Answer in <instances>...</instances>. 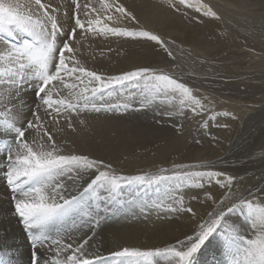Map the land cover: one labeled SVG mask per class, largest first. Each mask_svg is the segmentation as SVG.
Instances as JSON below:
<instances>
[{
  "label": "snow or ice",
  "instance_id": "snow-or-ice-1",
  "mask_svg": "<svg viewBox=\"0 0 264 264\" xmlns=\"http://www.w3.org/2000/svg\"><path fill=\"white\" fill-rule=\"evenodd\" d=\"M74 6L71 17L74 24L66 29L58 16L59 6L53 7L51 0H0V126L9 137L3 145L6 163L0 173L13 193V215L30 243V264H159L161 258L168 264H195L196 254L210 244L222 228L227 233L226 248L233 257L231 264H264V203L240 199L226 206L225 201L230 199L228 193L213 200L217 207L208 213L207 220L197 224L193 234L165 247H123L108 256H90L85 247L87 239L81 237L82 242L74 243L69 235L66 242L61 229L68 220L75 224L78 217L81 227L98 228L102 219L117 210L115 205L124 206L118 196L126 186L142 188L145 194L148 189L155 188L157 200L151 201V207L166 206L168 212L187 213L196 218L197 212L185 205L180 192L185 183L203 188L207 178L231 191L236 180L235 176L221 171L191 170L207 168L206 162L196 165L173 163L170 169L160 167L155 171L124 174L103 159L86 154H65L47 129L40 133L43 128L39 115L41 108L50 116L54 114V119L63 115L71 128L70 113H78L81 109L97 113L127 110L137 93L141 108L165 105L181 115L186 109L194 114L204 113L206 103H210L164 68L137 66L116 75H106L83 66L75 59L77 50L72 46L79 43L76 40L78 33L110 34L137 42H152L172 60L175 56L169 42L155 30L142 25L136 13L119 0H99L98 7L81 6L74 0ZM167 6L174 13H181L182 8L185 14L194 9L198 23L203 17L221 19L213 6L204 0L196 3L193 0H167ZM82 11L86 19H81ZM113 17L130 26H111ZM25 36L27 38H23ZM25 86L34 87L40 101L36 111L32 112L33 120H22L23 104L17 106ZM129 88L136 91H129L124 102L99 105L93 102L97 96L103 99L105 95L122 94ZM167 114L171 115V112ZM222 115L235 119L230 112ZM214 118L215 115L209 117ZM30 131H36L39 139H29ZM168 182H173L175 188H167L161 196L160 186ZM206 196L212 199L211 193ZM130 203L136 204L135 201ZM136 206L144 211L149 208V201L141 200ZM237 209L251 221L254 233L251 238L239 236L235 225H227L228 214ZM52 229L56 230V238L51 234Z\"/></svg>",
  "mask_w": 264,
  "mask_h": 264
},
{
  "label": "bare ground",
  "instance_id": "bare-ground-1",
  "mask_svg": "<svg viewBox=\"0 0 264 264\" xmlns=\"http://www.w3.org/2000/svg\"><path fill=\"white\" fill-rule=\"evenodd\" d=\"M232 1H237V0H232ZM45 2H48V0H45ZM67 2L69 3L68 0H51L53 7L59 6L58 16L63 26L66 29L68 28L71 19L70 16H68L69 4ZM158 3L159 1L157 2V5H153V4L150 5L148 3H142V2L135 3L134 1H130L128 5H130L132 11H134L136 15L139 17L141 24L159 33L162 36V38L165 39L166 42H169L171 48L176 49L182 53L189 52L191 54L190 51L192 52L194 51V53L197 54L201 53L200 55L202 54L211 55L219 51L218 49L220 47L219 42L217 40L214 41L208 40L205 37V33L208 32L209 34L217 33L219 30H221L223 25L221 26L219 22L211 21V20H208L206 22L203 21L204 24L202 25L189 24L185 20H182L178 15L174 14L173 11L164 9L161 5L159 6ZM162 5L164 6V4ZM231 6H233V3ZM65 13H67V15H65ZM110 23L111 26H122V27L127 26L126 23H121L115 17H113V21ZM23 38H27V37L25 36ZM173 41L174 43H171ZM73 48L77 50L75 53V59L79 60L83 66L106 75H116L123 71H129L133 67H137V66H152L157 68H166L170 70L174 67L172 65V62L168 59L167 54L154 43L137 42L136 40H133L131 38L117 37V36H112L110 34L108 36H103V35H96L93 33H87L86 37L83 39L81 38L78 44L73 43ZM254 58L252 59L254 60ZM263 61L260 64L262 70L259 69L260 71L255 70L252 72L253 75H255V73H258L257 76H254L253 79L251 78V76L246 78L245 72H243L245 74V76H242L243 79L240 78L239 81L234 80L228 83L226 81L218 80L217 79L218 77L215 78L214 80H212L213 79L212 77H210V79L198 78L199 83L203 85L202 87L204 89V93L208 91L207 93L211 94L210 97L213 96L218 99H223L225 101L224 107L228 106L227 108L230 107L231 109H235L236 111H238L236 113L237 114L239 113L240 115V120L242 124H239L236 129L237 132L235 134L237 135L236 136L237 138L235 137L236 138L235 142L233 143L232 146L228 145L230 149V154L223 159V163L222 161L221 163L220 161H218V164H220L218 166L219 168H222V165L228 162V159L230 157L235 158L236 156H238L239 160H243L244 162H246L245 164L243 163L244 164L243 168L237 166H235L234 168H229L226 165L224 170L228 172L230 175L247 173L248 169H252V171L258 170L256 174L259 175L263 173L261 169L264 167V157H259L257 159L259 161H252L251 154L255 149L253 148L249 151L251 141L250 143L248 142L249 144L247 143V145H245L246 140L248 141L253 136V134H256V132L254 130L252 131V129H256L258 127L257 131L260 132L261 134L263 132L264 134V124L263 127L259 129L260 124L264 122V103H262L264 101V62ZM181 67L184 66L182 65L179 68ZM245 67L246 66H244V71H245ZM249 69H251V66ZM198 70H204V69H198ZM240 70H242V68H240ZM188 77L189 76H187V78ZM244 77L246 78L245 79L246 81L244 80ZM204 81L210 83L209 86H212V88H208V85L207 87L204 86L206 85V82L204 83ZM188 82L190 83L191 81ZM32 83L34 84L35 81H33ZM241 86H244V90L241 89L242 88ZM226 88H230V90H233L235 94L232 95L230 93L232 97H223L220 93H222L221 92L222 89L226 90ZM23 90L24 88L21 90V101L17 102V106L20 107L22 103L23 104V107L21 108L22 115H25L26 119L28 120H33L34 117L32 116V112L36 111V104L40 103V101L39 98L35 96V90H32L31 92L28 91L29 89L26 91ZM65 94H67V90H65ZM259 94L261 95L260 98L255 97L254 99H252V97H254L255 95L258 96ZM232 98L233 99L236 98L238 99V101L235 100L236 102H234ZM112 100H115L114 96L105 95L103 99L97 96L93 102L97 103L98 105L100 103L110 104V101ZM218 107L219 106L217 103V108ZM155 112L157 111L153 110V108L138 109L135 112L132 110H128L126 116L127 114H131L132 116L129 115L130 117L129 116L126 117L123 115L118 116L120 114H116L117 115L116 116L115 114H113L114 116H116L114 117L111 116L110 113L109 115L106 116L104 115L98 118H96L95 115H92L95 116V119L88 118L87 120H85L82 114L87 113V115H89L93 112L91 111L84 112L83 109H81L78 113L74 112L69 114L71 118L70 122L72 124V127L69 128L68 120H66L63 115L54 119L53 118L54 114L53 116H50L45 112L43 108H41L39 111V115H40V122L42 123L43 128L40 129V133L43 134L44 130L47 129V131L53 136L58 147L63 149L65 154H69V153L86 154L92 158L103 159L106 163H111L114 167L130 173L139 172L142 170L151 171L149 170L150 168L156 170L158 168V167L156 168V165L159 163L167 164V163L183 162V161L191 162V161L204 160V159L208 160V158L217 157L224 154V152H226L225 148H223L222 144L218 141H216L217 145L215 143L216 145L214 146L215 148L213 147L214 150L211 149L213 150V152L212 151L209 152L210 148L206 146V143L205 145L202 146L201 144L199 146L193 142L190 143L188 141V137H189L188 128H186L185 131L183 130L184 132L178 134L175 130L171 129L169 126H165V125L159 126L154 124L155 123L154 120H158V119L159 121L161 120V118L154 119V117L158 115ZM79 116L81 117L82 120L80 119ZM83 120L85 121L82 124L81 121ZM232 132L234 131L232 130ZM30 134H33L34 135L33 137L39 139L36 131H30ZM224 139L225 138L223 139L221 138L220 140L224 141ZM254 142H257V140L256 141L254 140ZM261 142H264V140ZM141 150L144 151L141 153ZM3 161L6 163L5 154L3 153V155H1L0 153V162ZM236 163H234V165ZM258 163L261 164L259 165ZM193 165L196 164L194 163ZM255 176L256 175H254V177ZM253 180L254 179L252 177L242 179L241 180L242 190H239V192H237L236 194L233 193L229 194L230 200L229 201L226 200L225 205L229 206L230 203H234L236 200H240V199H254L257 202L264 203V196L262 195L263 192L262 187L259 190L249 189L248 191H246L247 187L251 186V184L253 183ZM260 181L261 180L258 181L255 180L256 183H259ZM206 193L214 194V198L212 197V199H208ZM125 194H126L125 197L127 199L126 202H124L125 209L121 214H118V219L114 222H110V223L108 222V225H106L107 223L106 224L103 223L105 225L101 226V229L99 228L100 230L98 229V232L95 236H93L91 233L88 232L86 233V235H88L89 237L88 238L89 245L88 246L86 245L89 249V251L87 250L88 254L90 253L91 250H93V253L95 252L93 255L98 254L101 256H108L111 252L120 250L123 247H141V248L165 247L168 244L173 243L176 239H183L185 235L193 234V231L196 230L197 228V224L202 220H207L208 213H210L215 208V204L213 203V200L220 198V195L217 192H214V188L212 186H209L208 188L204 186L203 188L200 189L187 187V189H185V191L182 192V195L184 196L185 205L193 207L197 212V217L192 218L187 213L168 212L165 210L166 206L165 208L151 207V201L156 200L157 193L154 194L149 193L148 195L138 191L137 188H131V189H125ZM4 195L7 196V191L4 185L2 184V181L0 180V215L2 216V218L5 215L8 216L10 213V207L5 202L6 199H3ZM128 196H132L133 199L128 198ZM193 196L197 197V199H192ZM141 200L149 201L148 209L141 211V209L137 207L135 204L130 203L132 201L139 203ZM242 216L243 215L241 214V212L237 210L232 213H229L227 218V225H235L238 233L244 228L247 229L248 227L244 226L245 224L241 222L243 221L241 219ZM8 221H10L9 217H8ZM8 223L11 226L10 230L11 229L14 230V224L11 221ZM15 232L16 231H14V233ZM245 233H247L248 236L252 237L254 234L252 227L249 228V231ZM17 236L18 235H16V237ZM83 236L85 237V235ZM98 239H100V242L98 241ZM220 240H218L217 237H213L212 242L207 246H205V248L207 247V249L204 248L202 250V252L205 251L204 252L205 255L203 259L205 261V264H213L215 263L214 261L215 259H218L219 264H231L230 260L227 259L226 257V253L228 251L226 248H224V244L220 242ZM12 253L15 254L14 252ZM159 264H168V261L161 258Z\"/></svg>",
  "mask_w": 264,
  "mask_h": 264
},
{
  "label": "rangeland",
  "instance_id": "rangeland-1",
  "mask_svg": "<svg viewBox=\"0 0 264 264\" xmlns=\"http://www.w3.org/2000/svg\"><path fill=\"white\" fill-rule=\"evenodd\" d=\"M68 1H69V3L67 2L69 4L68 16H70V18H71L72 15H73V12L75 11L74 0H68ZM130 1H134L135 3H139V2L140 3L141 2L142 3H148L150 5L151 4L157 5V2L159 1V3H158L159 6L161 5L164 9H167V10L171 11L168 8V6H167V0H145V1L144 0H119V2L125 3L126 7L128 6L127 8L132 11V9L130 8V5H128ZM78 2L80 3L81 6L86 5V4H92L93 6H97L98 7L99 0H78ZM193 2L196 3L197 0H193ZM204 2L205 3H209L210 5L213 6L214 10L217 11L218 14L220 15V17H221L220 20H216V19L210 18V17H203L202 18V22L198 23L197 20H196L197 14L195 13L194 9L193 10H189V11L187 10L186 14L184 13V9L183 8L181 10V13H174V12L173 13L178 15L182 20H185L189 24H200V25H202V24H204V22H206L208 20H211V21L219 22L221 24V26L223 25L221 30H219L217 33H214V34H209V32L205 33V37L208 40H210V41L217 40L219 42V44H220V47L218 48L219 51H217L216 53H213L211 55L210 54L209 55H207V54L206 55L205 54L200 55L201 53H198L199 54V56H198V54L194 53V51L193 52L190 51L191 54L189 52L188 53H184V52L182 53V52H180V51H178L176 49L171 48L170 45H169V48L172 50V52H173V54L175 56V60H172L170 57H168V59L172 62V65L174 67L171 70H173L172 72L177 77H179L181 80L183 79L182 80L183 82H186L191 88H193L195 94H197L198 96L200 94V97H202V98L208 97L207 101H211L210 103H206V111L204 113H196V114H194L191 111L186 109L184 111L183 115H181L179 113V111L173 110V109H171V108H169L168 106H165V105H159L160 109L156 105H152V106H149L147 108H141L140 107L141 98H140L138 93H137V96L130 101L131 107L128 108V110H132V111L135 112L138 109H150V108H153V110L157 111L155 113L158 114V115L155 114L156 116L154 117V119L155 118L156 119L157 118H161L160 121H159V119L158 120H154L155 121L154 124L159 125V126H162V125L169 126L171 129L175 130L178 134L181 133V132H184L186 130V128H188V130H189L188 131L189 132L188 141L190 143L193 142V143H195L196 145H199V146H200V144L202 146V145H205V143H206V146H208L210 148L209 152L210 151L213 152V150L215 148L214 146L217 145L216 141L220 142L222 144L223 148H225V151L227 152V154H226V152H224V154H222L220 156H217V157L208 158V160L204 159V160H197V161H191V162L190 161H183V162H174V163H177V164H182L183 163V164L193 165L194 163L195 164H199V163H205L206 162L207 165H208L207 168H194V169H191V170L192 171H205V170L211 169V170L221 171V172L226 173L227 175H230L228 172H226L224 170L226 165L229 168H234L235 166L243 168L244 164L246 162H244L243 160H239L238 156H236L235 158L234 157H230L228 159V162L224 163L222 165V168H219L218 166L220 164H218V161H220V163L222 161V163H223V159L226 158L227 155L230 154L229 146H232L233 143L235 142V139L237 138L236 137L237 135L235 134L237 132L236 129H237L239 124H242V122L240 120V115H239V113L238 114L236 113L238 111H236L235 109H231L230 107L227 108L228 106L224 107V102L225 101L223 99H218V98L213 97V96L210 97L211 94L207 93L208 91H206L204 93V89L202 87L203 85H201L199 83V79H203V78L204 79H207V78L210 79V77H212L213 79L212 78L211 79L214 80L215 78L218 77L217 78L218 80L226 81L228 83V82L234 81V80H238L239 81L240 78L243 79L242 76H245V74H246V76H245L246 78L251 76V78L253 79L254 76H257L258 73H255V75H253L252 72L255 71V70L256 71H260L259 70V69H261V65L260 64L264 60V57H263L264 56V0H237V1H232V0L231 1L230 0H204ZM229 2H231V3H229ZM232 3H233V6H231ZM162 4H164V6ZM243 5H244L245 8L243 7ZM235 6H236V8H235ZM81 19H86V17L83 14V11L81 12ZM73 24H74V21L72 19H70L68 28H70ZM127 26H130V25H127ZM86 35H87V33H78L77 36H76V39L78 41H80L81 38L82 39L85 38ZM252 54H253V56H252ZM254 56H255V58H254ZM250 57L254 58V60L252 58H250ZM255 59H256V61H255ZM250 60H252V61H250ZM251 62L255 63L256 65L251 63ZM188 63L190 64V66H189ZM182 65L184 67L179 68ZM244 66H246L245 67V71H244ZM250 66H251V69L253 68L252 70L249 69ZM257 66H260V67H257ZM239 67L242 68V70H240ZM175 68H177V69H175ZM164 69H166V68H164ZM198 69H204V70H198ZM167 70H170V69H167ZM243 72H245V74ZM186 75L189 76V77L187 78ZM219 77H220V79H219ZM245 77H244V80L246 79ZM191 78H193V79H191ZM187 80L191 81V82L189 83ZM194 81H195V83H194ZM205 82L206 81H204V83ZM252 82H253V80H252ZM255 82H257V81H255ZM194 85H196V86H194ZM207 85H208V88H212V86H209L210 83L206 82V85H204V86L207 87ZM241 87H242L241 89L244 90V86H241ZM26 90L31 92L32 90H35V89H34V87L25 86L23 91H26ZM227 90H228V92H227ZM229 90H230V88H226V90L222 89V91H221L222 93H220V94L223 97H232V95L235 94V92L233 90H230V91ZM129 91H136V89L129 88V89L123 91L122 94L120 92H117V93L113 94L112 96L115 97V100L110 101V104H115L118 101L119 102H124V99L127 97ZM260 96H261L260 94L258 96L255 95L254 97H252V99H254L255 97L256 98H260ZM217 100H219V101H217ZM220 100H221V102H220ZM235 100L238 101V99L234 98L233 101L236 102ZM217 103H218V106H219L218 108H217ZM262 103H264V101ZM222 108H224V109H222ZM128 110L121 109L118 112L117 111H113V112H99V113H97V112L92 111L90 109H88V110H84L83 109L84 112L91 111L94 114L91 113V114L87 115V113H84V114H82V116L84 117L85 120H87L88 118L95 119V116H96V118L104 116V115L106 116V115H109L110 113H111L110 114L111 116H114L113 114H115V115L116 114H120L118 116H122V115L126 116V113H127ZM167 112H171V115H168ZM223 112H230V113H232L233 116L237 115V116H235L236 121H235V119L232 118V116H224V115H222ZM218 113H219V115H216ZM92 115H95V116H92ZM129 115L132 116L131 114H127V116H129ZM212 115H215V118L214 119H209V117L212 116ZM116 116H114V117H116ZM217 117H219L220 119L217 118ZM24 118H26V116L22 115L21 119L23 120ZM80 119H81V117H80ZM85 120H83V121H85ZM238 120L240 121V123H239ZM225 124H227L228 127H222V125H225ZM263 124H264V122L260 124V128L259 129H261V127H263ZM233 126H236V127H233ZM217 127H219V128H217ZM220 128L223 129V130H221ZM232 130L234 132H232ZM253 130L256 132V134H253V136L251 137L252 139L250 138L248 141L246 140L245 145H247V143L248 142L250 143V141H251L249 151L251 149H253V148L255 149L253 151V153L251 154L252 161H259V160H257L259 157H264V147H263L264 144H262L264 142H261V141L264 140V134H263V132L261 134L260 132L257 131L258 127L256 129H252V131ZM215 131H216V133H215ZM223 131H226V132H223ZM5 133L6 132L3 129V126H0V153H1V155H3V153L5 154V149H4L3 145H4L5 140L9 138L8 134L7 133L5 134ZM217 133H218V135H217ZM28 135L31 136V137L29 136V139H32L33 136H34L33 134H30V132H29ZM220 137L222 139L225 138L224 141L220 140L221 139ZM200 139H202V140H200ZM215 139H217V140H215ZM229 140H230V142H229ZM254 140L255 141L257 140V142H254ZM215 143H216V145H215ZM260 146H262V147H260ZM211 149H213V150H211ZM143 151L141 150V153ZM234 163H236V164L234 165ZM172 164L173 163H167V164L159 163V164L156 165V168L157 167L158 168L163 167V168H169L170 169ZM258 164L260 165L261 163H258ZM4 165H5L4 161L0 162V168H3ZM113 168H115L116 170H118L119 172H122L124 174H136V173H138V172H132V173L126 172V171H124L122 169H118V168H116L114 166H113ZM149 170L155 171L153 168H150ZM261 170L263 171V173L260 174V175L256 174V172H258V170H253L252 171V169H248L247 173L232 175V176L236 177V180H235L236 182L234 181L233 185L231 186V191L228 188L226 189V188L221 187L220 185H217L214 180L209 182L207 180V178H205L203 183H204V186H206L207 188L209 186H212L214 188V192H217L220 195V198H221L225 193L236 194L237 192H239V190H242L241 180L244 179V178L252 177L254 179L253 183L251 184V186L247 187L246 191H248L249 189L250 190H255V189L259 190L262 187V189H263L262 195L264 196V187H263L264 186V184H263L264 183V167ZM142 171H145V170H142ZM146 171H148V170H146ZM139 172H141V171H139ZM254 175H256V176L254 177ZM221 179L223 180V179H225V177H223ZM0 180L2 181V184L4 185V187L6 188V191H7V196L4 195L3 199H6L5 202L10 207V213H9L8 216L5 215L2 218V216L0 215L1 216L0 217V223H1L0 224V253L2 252L0 254V264H30V253H31L30 243H29V241L26 238V234H25V232H24V230L22 228V225L18 222V220L15 218V216L13 215V212H12V204H13L12 196H13V193H11V190L6 185V181L2 178V173H0ZM255 180L256 181L261 180V181L259 183H256ZM237 184H238V186H237ZM261 184H262V186H261ZM240 186H241V188H240ZM187 187L188 188L200 189L199 187H195V186H192L189 183H185L182 186V188L180 189L181 194H182V192L185 191V189H187ZM131 188H137L138 191H140L142 193H145V190L142 189V188H138L136 186H132V187H127L126 186V187H124L122 189L121 193L119 194L118 200L126 202L127 199L125 197L126 196L125 189H131ZM167 188H175V184L173 182H168L165 185H161L160 186V193L163 195L164 191ZM237 188H239V189H237ZM149 193H151V194L156 193L155 188L148 189L146 191V194L149 195ZM131 197L132 196H128V198L133 199V197L132 198ZM212 197L214 198V194H212ZM156 200H157V198H156ZM237 201H239V200H236L234 203H236ZM136 204H139V203H136ZM231 204L232 203H230L229 206H231ZM114 207L117 209L114 212V215L110 214V215L107 216V218L102 219L98 228L90 229L89 227H81L80 226L81 225V221L77 217V218H75V224L73 223V220H68L62 226L61 235L65 236L66 242H67V237L69 235L71 236V238H72L74 243L76 241L77 242H82L79 238H81V237L83 238L84 237L83 235H85V237L83 239L89 240L88 239L89 238L88 235H86L87 232L91 233L93 236H95L97 234V232H98V229L99 228L101 229V226H104L106 223H107L106 225H108V222L110 223V222L116 221L118 219V214H121L123 212V210L125 209V206L121 207L119 204L115 205ZM216 207H217V205L215 204V208ZM237 211L240 212L239 209H237ZM8 217H9V220L14 224V230L13 229L10 230L11 226L8 223V222H10V221H8ZM113 219H115V220H113ZM241 219L243 220L241 222H243L245 224L244 226L248 227L247 228L248 230L244 228L241 231H239V233L237 232V234L239 236L245 238V239L251 238L250 236L247 235V233H245V232L249 231V228H251V221L246 219V217L244 215L242 216ZM103 223H105V224H103ZM75 228H77V229H75ZM76 230H77V232H76ZM14 231L17 232V233L15 232L16 235H18L17 237H16ZM241 232H242V234H241ZM51 234H52L53 238H56V230L55 229L51 230ZM226 236H227V233L224 231L223 228L221 229V231H218L215 234V236H214V237H217L218 240L221 239L220 242H222L224 244V248H226V244H227ZM98 241L100 242V239H98ZM12 242H13V244H12ZM88 245H89V242H88L87 246ZM87 246H85V247L89 251ZM3 247H5V248H3ZM138 248H141V247H138ZM153 248H156V247H153ZM204 248H205V246L202 247V249L196 254V256H195V264H205V261L203 260L204 259V255H205V253H204L205 251L202 252V250ZM205 249H207V247ZM12 252H14L15 254H13ZM94 253H93V250H91L89 255L91 256ZM17 255H19V256H17ZM226 257H227V259L230 260V262H232L233 257L230 256L228 254V252L226 253ZM214 261H215V263H213V264H219L218 259H215Z\"/></svg>",
  "mask_w": 264,
  "mask_h": 264
}]
</instances>
